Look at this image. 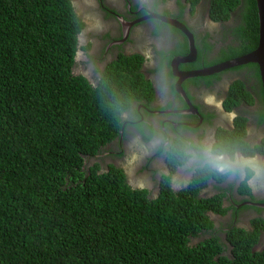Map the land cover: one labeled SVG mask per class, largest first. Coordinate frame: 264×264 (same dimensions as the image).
I'll list each match as a JSON object with an SVG mask.
<instances>
[{
    "label": "trees",
    "instance_id": "1",
    "mask_svg": "<svg viewBox=\"0 0 264 264\" xmlns=\"http://www.w3.org/2000/svg\"><path fill=\"white\" fill-rule=\"evenodd\" d=\"M187 1L193 10L199 0ZM205 2L212 20L232 17L224 38L239 43L222 49L218 62L256 47L255 0ZM82 26L71 0H0V264H264V254L251 252L257 231H228L232 258L221 254L216 236L197 237L213 230L207 211L222 212L220 197L200 196L206 184L178 193L161 185L151 198L128 184L114 160L102 167L100 154L112 150L120 130L104 106L101 80L147 103L153 88L143 85L138 54L93 76L95 88L84 83L75 73ZM247 67L261 125L259 71ZM253 102L236 80L224 105Z\"/></svg>",
    "mask_w": 264,
    "mask_h": 264
},
{
    "label": "flooded vegetation",
    "instance_id": "2",
    "mask_svg": "<svg viewBox=\"0 0 264 264\" xmlns=\"http://www.w3.org/2000/svg\"><path fill=\"white\" fill-rule=\"evenodd\" d=\"M205 3V0H199L191 10L187 0H153L152 6L160 8L153 14L168 16L179 22L188 32L187 34L180 27L162 22L155 17L149 18L147 13L141 10L137 0H77L72 6L84 23L80 31L88 36V46H90L80 59L90 55L97 69L93 76L100 77L104 68L108 69L113 61H119L121 57L133 54L144 56L139 71L143 73L145 80L143 85L147 88L148 80L153 88V98L149 103L144 100L145 104L155 107L157 93L154 81L159 77L160 82L170 90V95L173 97L172 107L181 116L195 123L204 120L215 121L219 118L216 109L203 103L204 94L214 93L218 100H223L222 108L227 110L224 104L230 85L240 80L254 97V102L250 105L240 104L231 110L244 115L247 118L246 125H257L264 129V123L256 124L257 112L261 106L257 107V102L260 103L259 93L254 92L251 86L254 69H249L248 64L243 65L242 68L235 66L205 76H186L191 71L223 62L217 61L222 49H227L229 45L235 43L239 45L233 36L224 38L223 26L229 25L232 17L226 21L212 20ZM189 35L193 40L195 56L193 54L190 61H181L190 51ZM83 41L85 42L84 39ZM78 70L79 68L76 71ZM227 73L229 75H226ZM255 86L256 89L259 88L257 82ZM110 143H116L119 149L107 151L108 156L118 157L115 162L119 161L118 166L123 169L128 184L132 188H138L140 182L153 179L154 186L147 191L149 197H157L161 185L154 179L152 160H144L141 164H137L131 157L126 159L125 146L120 138H114ZM121 161L127 164V168L122 166ZM128 167L130 173L127 171ZM199 194L205 199L220 197L218 205L222 212L207 211L213 222V230L202 231L197 237L203 240L210 235L216 236L221 244V254L232 258L228 231L233 228H242L248 232L257 231L258 240L251 246V252L253 255L264 254V207L244 204L248 201L264 204V200L248 198L244 193L220 183L206 184L199 189Z\"/></svg>",
    "mask_w": 264,
    "mask_h": 264
},
{
    "label": "clouds",
    "instance_id": "3",
    "mask_svg": "<svg viewBox=\"0 0 264 264\" xmlns=\"http://www.w3.org/2000/svg\"><path fill=\"white\" fill-rule=\"evenodd\" d=\"M137 3L149 18L160 10L152 6L153 0ZM83 34L78 33L75 61L80 65L75 73L95 88L96 65L90 55L80 59L90 47L88 36ZM101 85L104 106L120 130L126 159L131 157L137 164L152 160L154 179L159 185L178 193L201 184L220 183L248 198L264 200V129L246 125L234 110H224L223 100L214 93L204 94L202 100L219 112V118L195 123L172 107L170 90L159 77L154 81L155 107L146 105L143 97L131 89L110 87L104 80ZM153 186V179L137 185L141 190H151Z\"/></svg>",
    "mask_w": 264,
    "mask_h": 264
},
{
    "label": "water",
    "instance_id": "4",
    "mask_svg": "<svg viewBox=\"0 0 264 264\" xmlns=\"http://www.w3.org/2000/svg\"><path fill=\"white\" fill-rule=\"evenodd\" d=\"M255 5H256V11H257V20H258V40H257L256 47L250 52L245 53L243 55L236 56L234 58L225 60L221 63L215 64L212 66L201 68L200 70H197V71H191L187 73L186 75L187 77L205 76L209 74L218 73L222 70L229 69L235 66L245 65L248 63H254L256 64L258 71H259V76H260V81H261L262 91H263V96H264V0H255ZM152 17H155L159 19L160 21L166 22L170 25L180 27L182 30L186 32L182 24L171 19L168 16L153 14ZM186 33L188 34V32ZM188 40H189L190 51L186 57L181 59V61H190L193 58L192 55L194 54L195 56V50H194L195 47H194L193 40L190 35L188 36ZM244 204L264 207V204L262 203H256V202H251V201H248Z\"/></svg>",
    "mask_w": 264,
    "mask_h": 264
},
{
    "label": "rangeland",
    "instance_id": "5",
    "mask_svg": "<svg viewBox=\"0 0 264 264\" xmlns=\"http://www.w3.org/2000/svg\"><path fill=\"white\" fill-rule=\"evenodd\" d=\"M71 2L73 3V4H75V2H77V0H71ZM76 6V5H75ZM76 11H77V9H76ZM202 14V13H201ZM202 17L204 18V15L202 14ZM77 65V68L75 69V72H76V70L79 68V65H80V63L79 64H76ZM226 75H229L228 73L226 74ZM114 146H108V148H112V150L113 151H117L118 149H119V147H118V145H116V143H114L113 144ZM109 154H108V152L105 150V151H103L102 152V154H101V156H100V158H103V161H102V167H106V164L107 163H110V162H112V160L114 159V160H116V159H118V158H113V157H111V156H108ZM120 160V159H119ZM122 163V165H123V167L124 168H127V164L124 162V161H121ZM127 162L128 163H130L128 160H127ZM117 163H119V161L117 162ZM131 164V163H130ZM127 171L130 173V169H129V167H128V169H127ZM131 181V180H130Z\"/></svg>",
    "mask_w": 264,
    "mask_h": 264
}]
</instances>
